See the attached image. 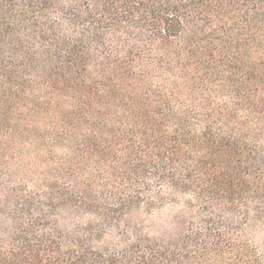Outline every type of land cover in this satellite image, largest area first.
Here are the masks:
<instances>
[{"label": "trees", "instance_id": "16d2710c", "mask_svg": "<svg viewBox=\"0 0 264 264\" xmlns=\"http://www.w3.org/2000/svg\"><path fill=\"white\" fill-rule=\"evenodd\" d=\"M51 113L90 169L43 192L0 185V264L249 249L241 228L264 225V0H0V134ZM179 196L201 220L177 216L185 228L161 238L132 225Z\"/></svg>", "mask_w": 264, "mask_h": 264}, {"label": "rangeland", "instance_id": "374dc122", "mask_svg": "<svg viewBox=\"0 0 264 264\" xmlns=\"http://www.w3.org/2000/svg\"><path fill=\"white\" fill-rule=\"evenodd\" d=\"M54 116L52 113L37 115L25 121L16 116V126L0 134V185L43 192L48 185L62 183L59 177L62 171L71 174L70 170L75 165H80L82 172L90 169L89 160H84L72 151V142L64 138L62 127H55L52 121ZM93 169H97V166H93ZM64 181L69 183L75 179ZM188 197L179 196L176 202L160 205L152 213L143 210L137 212L130 219L132 225L138 224L143 236L155 238H161L168 231L179 232L185 225L176 226L177 216L194 222L202 217V214L195 215L197 209L192 211L186 207ZM61 223L67 225L65 219ZM128 237H132L131 232ZM238 238L249 249H222L221 252L209 249L195 252V249H188L189 252L184 254L187 255L185 264H264V225H245ZM106 242L115 248L125 243L118 234L108 235Z\"/></svg>", "mask_w": 264, "mask_h": 264}]
</instances>
